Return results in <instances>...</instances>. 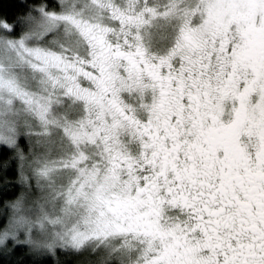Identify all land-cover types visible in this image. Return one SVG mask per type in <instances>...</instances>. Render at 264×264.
<instances>
[{"label": "snow or ice", "instance_id": "1", "mask_svg": "<svg viewBox=\"0 0 264 264\" xmlns=\"http://www.w3.org/2000/svg\"><path fill=\"white\" fill-rule=\"evenodd\" d=\"M0 194L3 264H264V0H0Z\"/></svg>", "mask_w": 264, "mask_h": 264}, {"label": "trees", "instance_id": "2", "mask_svg": "<svg viewBox=\"0 0 264 264\" xmlns=\"http://www.w3.org/2000/svg\"><path fill=\"white\" fill-rule=\"evenodd\" d=\"M10 178H13V177L10 176ZM19 192H20V187H19L18 182H17L16 194L18 195ZM0 195H2V194H0ZM3 198L4 199H13L14 197L12 195H9V196L3 197ZM21 251L22 250L19 248V246H17L16 255L12 256L11 260L15 261L16 257L20 254ZM7 259L8 258H6V257H0V264H3V262L5 260H7ZM26 259L30 260V257H26ZM65 260L67 261V264H75V258H73V257H70V256L69 257H65Z\"/></svg>", "mask_w": 264, "mask_h": 264}]
</instances>
